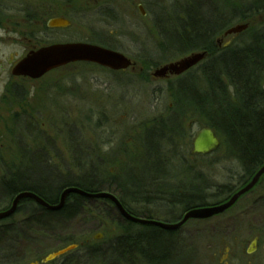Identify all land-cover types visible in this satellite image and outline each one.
<instances>
[{"label":"rangeland","instance_id":"obj_1","mask_svg":"<svg viewBox=\"0 0 264 264\" xmlns=\"http://www.w3.org/2000/svg\"><path fill=\"white\" fill-rule=\"evenodd\" d=\"M56 1L60 3H52V7H58L57 15L64 8H74L76 16L81 13L73 29L64 32L67 35L63 37L72 39L77 34L83 35L85 40H79L87 42L94 34L91 32H96L101 42L107 44L101 46L137 60L139 66L152 64L154 67L150 73L192 54L190 51L182 52L181 46H173L166 40V31L176 30L172 25L175 14L189 0ZM254 1L220 2L226 7L230 2L246 7ZM46 2L37 0V6L42 7ZM179 4L180 8L176 10L175 5ZM139 6H143L146 15H142ZM239 14L215 37V44L220 50L248 46L249 37L260 33L264 27V13L251 15V19H243ZM82 16H85L83 21ZM239 25L252 26L255 30L226 35L229 29ZM18 38L23 40L20 36ZM40 39L38 37L32 45ZM17 44V40H10L0 45V185L16 171L22 178L27 176L34 169L33 157L39 151L45 155L48 165L64 177L62 182L68 183L72 179L67 177L81 175L82 170L78 166L85 162L86 154L88 157L92 154L91 160L101 162L108 179L119 176L122 181L128 179L131 182L141 177L139 180L144 184L129 185L130 197L138 188H143L144 194L127 200V205L138 216L177 225L188 211L199 208L201 204L208 207L227 201L255 176L246 178L236 153L216 133L221 144L215 153L207 156L193 154L194 139L205 128L197 123L198 119L194 116L181 122L186 131L184 129L181 138L174 140L177 142L175 146L160 141L162 150L159 157L164 173L159 182L150 185L149 177L140 174L147 154L139 149L138 140L151 124L178 118L174 115L173 110L177 107L168 90L171 84L186 75L168 80L166 77L151 78L138 84V78L125 77L93 65L76 64L39 81L16 75L14 78L8 59L19 50ZM206 59L209 56L203 62ZM199 66L195 68V73L199 72ZM78 143L83 145V152ZM104 189L108 190V187ZM109 189L115 191L116 187L113 184ZM54 194L55 191L52 192ZM198 194H203L202 200L193 199ZM184 195L192 199L190 204L193 208L190 210H186L183 197L180 199ZM6 196L1 189L0 210L10 206L14 199L6 200ZM97 200L92 199L88 209L69 221L55 217L37 223L35 244H28L24 249L29 253L28 262L64 248L69 241L81 242L98 232H102L107 241L123 236L127 227L123 221L120 224L114 222L118 218L116 210L99 204ZM25 208L22 214L30 215L29 206ZM131 230L132 240L146 238L159 242L163 264H190L191 252H196V264H221L225 250L231 254L228 264H264V177L234 207L217 216L190 220L175 231L135 224H132ZM137 233L142 237L136 238ZM255 235L259 238L257 249L249 255L246 251Z\"/></svg>","mask_w":264,"mask_h":264},{"label":"trees","instance_id":"obj_2","mask_svg":"<svg viewBox=\"0 0 264 264\" xmlns=\"http://www.w3.org/2000/svg\"><path fill=\"white\" fill-rule=\"evenodd\" d=\"M220 1L189 0L181 6V11L177 12L175 19L172 20L176 30L166 31V40L169 44L181 46L182 52L206 51L209 59L200 64L198 73L193 69L185 74L186 77H181L169 87L168 91L177 107L173 110L174 115H178V118L173 117L170 121H157L151 124L138 140L139 149L147 154L145 166L140 168L142 171L140 174L149 177L150 185L152 182H159L161 180L159 177L164 173L159 157V152L162 150L160 141L164 140L168 145L175 146L177 142L174 140L181 138L185 129L182 126L183 119H192L194 116L197 117L199 125L211 128L225 139V144L236 153L237 159L242 164L246 178H252L264 166V35H262L264 27L260 33L250 36L249 45L243 48L220 50L215 44V37L225 29L233 17H237V14L240 13L243 19H251V15L264 13V0H256L246 7H239L231 2L226 7ZM175 8L176 10L180 8V4L175 5ZM249 29L255 30L252 26ZM147 64L148 68L153 67L152 64ZM77 146L83 152V145L78 143ZM39 152L33 157L34 169L30 170L27 176L22 178L20 172L16 171V174L0 185V190L3 189L7 195L6 200L14 198L21 192H33L48 203L57 205L66 188L77 187L89 193L115 194L128 212L134 216L138 215L127 205V200L134 199L137 194H144L143 188H138L130 197L129 185H141V182L144 184L139 180L141 177L131 182H128V179H124V182L119 176L108 179L100 166L101 162L96 163L91 160L92 154L91 157L86 154L85 162L78 166L82 170L81 175L67 177L72 180L65 183L62 182L64 177L60 176L55 168L49 166L45 155ZM139 166L141 165H137ZM124 176L127 178V175ZM112 183L116 187L115 191L109 189ZM105 187H108V190L104 189ZM52 190L55 191L54 196ZM115 192L118 194L116 195ZM202 195L198 194L193 199L202 200ZM182 197L185 200L186 210L193 208L190 204L192 199L185 195L180 196V199ZM102 201H105L103 205L115 208L112 202ZM27 205H30V214L37 216L39 223L57 215L80 214L88 209L91 203L85 197L71 194L64 208L57 212L38 206L32 200H26L24 206ZM159 231L166 234L165 231ZM157 238L159 239V236ZM151 240L142 238L128 241L123 237L117 240L114 247L118 248V254L122 256H129L127 254L131 251L132 253L139 251L153 260L154 264L158 260L164 262L159 242Z\"/></svg>","mask_w":264,"mask_h":264},{"label":"flooded vegetation","instance_id":"obj_3","mask_svg":"<svg viewBox=\"0 0 264 264\" xmlns=\"http://www.w3.org/2000/svg\"><path fill=\"white\" fill-rule=\"evenodd\" d=\"M46 1L47 2L44 3V6L38 7L37 0H0V45L10 40H17V42L19 43L17 44L19 47V50L14 52V54L10 55L8 59V64L12 65L11 75L14 78H15L14 69L17 67V65L21 63L23 60H25L32 53L38 52L41 49L51 47L54 45H64V44H89V45H96V46L105 45V43L101 42V38H99L98 34H96V32H93V31L91 33H94V34L90 35V39H88L87 42L84 41L85 39L83 35L78 36L77 34V36H73L72 39H70V37H63V35H67L64 32H68L73 29V25L79 19L81 13L76 16L77 11L74 8H70V9L64 8V10H61L59 15H57L58 7L57 6L52 7V3H60V2H57L56 0H46ZM139 10L143 16L146 15L143 9V6H139ZM84 18L85 16H82L81 21H83ZM103 18H107V16H103ZM109 18L112 19L113 17L109 16ZM55 20L67 21L69 25L66 27L53 26V22ZM86 20L89 21L87 18ZM19 36L22 37L23 40L18 38ZM38 37H41V39L37 43L35 44L33 43L32 45V42L37 40ZM79 39H84V40L80 41ZM101 47H104V46H101ZM104 48H107V47H104ZM21 50L22 52H20ZM113 51L118 52L117 50H113ZM123 55L125 56V54ZM128 59L131 61V65L129 68L125 70H121V71H114V70H110V71L114 73H120L122 75H125V77H133L136 79L138 78L137 80L138 84H140L143 81L146 82L148 81V79H151V78L153 80L158 79L154 77V73L158 69L150 73V69L152 67L148 68L146 66L148 64L144 63L143 66H139L137 60L130 59V58ZM76 64H88V65L97 66L92 63L80 62V63L70 64L65 67L53 70L49 72L48 74H46L45 76L55 73L56 71L60 69L67 68L71 65H76ZM167 65H164L163 67ZM128 71L130 72L132 71V72L130 73ZM126 72H128L129 75ZM136 73H139V74H136ZM172 77H181V76H175V75L168 74L166 79L168 80ZM30 80L39 81L40 79L39 80L30 79ZM12 88H14V86H12ZM13 91L14 90H12V92ZM1 101H3V99H1ZM5 102L6 101H4V103ZM0 122H1V118H0ZM14 199L12 200L10 206L1 209L0 213L9 211L13 206ZM89 200L92 201L91 199ZM25 201L26 200H22L19 203L15 214L10 215L0 220V239H1L0 242L2 244L0 245V264H154L153 260L151 261L139 251H136V252L134 251L132 253V251L130 250L131 252L127 254L129 256L119 255L118 248L114 247V244L117 243V240L112 239V241H107L105 235L102 232H98L94 234L93 236H91L89 239L83 240L81 242L69 241L65 245L64 248L54 251L50 255L56 254L65 249H69V248L71 249L65 254L59 257H56L52 261H49V262L46 261V259L50 256L48 255L43 258H35L33 259L32 262H28L27 255L29 253H27L26 250L24 249L28 246V244L30 246H33L35 244L36 234H34L35 233L34 229L37 226L38 219H37V216L35 215L22 214V212L25 211L26 209L25 208L26 206H24ZM97 201L99 202V204H105V201H102V200H97ZM203 206L205 205H202L201 207ZM114 207L116 208L114 209L118 213V218L114 222L117 221L120 224V222L123 221L127 227V230L124 232L125 234L119 238L125 237L126 239H128V241H132V237H133V235H131L133 234L131 232L132 224H135V225H140V224L133 223L131 221L126 220L120 214L117 207L116 206ZM29 211H30V205H29ZM76 216L77 215H70V216H58L57 215L56 217L57 218L60 217L62 219L65 218V219H68L69 221L75 218ZM137 217L145 218L142 215H139V216L137 215ZM48 219H51V218L48 217ZM152 227H155V226H152ZM136 235H137L136 238L142 237L138 233ZM258 240H259L258 235L257 236L255 235L251 242V246H249L250 248L246 251L247 254L252 255L255 253L257 249V245H258ZM96 242L101 243V245L98 246ZM190 255L192 256V258H190L191 260L190 264H196V252H193V253L191 252ZM230 256L231 254L229 250H225V252L222 254V258L220 259L221 264H228V260L230 259ZM160 262L158 260L155 263L163 264V262L161 263Z\"/></svg>","mask_w":264,"mask_h":264},{"label":"water","instance_id":"obj_4","mask_svg":"<svg viewBox=\"0 0 264 264\" xmlns=\"http://www.w3.org/2000/svg\"><path fill=\"white\" fill-rule=\"evenodd\" d=\"M69 23L64 20H55L53 26L66 27ZM248 29L247 25H239L229 29L226 35L240 34ZM207 57L206 52L193 53L175 63L169 64L154 73L156 78H165L168 74L180 76L192 68L199 65ZM86 62L93 63L104 68L112 69L115 71L125 70L130 67L131 61L122 53L89 44H64L54 45L32 53L25 60L17 65L14 69V75L30 77L32 79H40L50 71L67 66L71 63ZM220 140L211 128L202 129L195 137L193 142V153L196 155H210L217 151L220 147ZM264 175V166L257 172L252 181L245 186L242 190L237 192L228 202L220 205L210 207H199L188 211L185 218L180 224H163L156 221L145 220L137 218L128 213L123 207L120 200L111 193L97 192L89 193L77 187L66 188L61 196L58 205H52L39 197L33 192H21L14 199L13 206L9 211L0 213V220L15 214L19 203L22 200H33L39 206L50 210L52 212L60 211L66 205L67 199L71 194L80 195L87 199H105L115 204L121 215L128 221L142 225H150L161 228L166 231H175L179 229L184 223L190 220H205L214 217L218 214L224 213L231 208L238 199L250 192L259 180ZM255 246V245H254ZM71 248L62 250L56 254L49 256L46 261H52L59 257Z\"/></svg>","mask_w":264,"mask_h":264}]
</instances>
